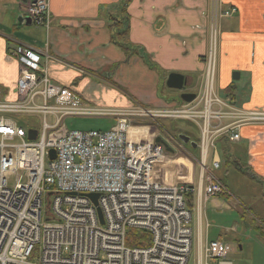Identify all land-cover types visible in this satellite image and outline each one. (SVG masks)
<instances>
[{
    "label": "built area",
    "instance_id": "2783aa9c",
    "mask_svg": "<svg viewBox=\"0 0 264 264\" xmlns=\"http://www.w3.org/2000/svg\"><path fill=\"white\" fill-rule=\"evenodd\" d=\"M212 0L202 93L170 108H108L82 102L71 87L53 83L41 55L17 45V99L0 100V264H187L191 251V212L186 195L200 199L227 194L207 170L206 160L218 138L238 140L239 127L264 123V108H238L216 92L219 21L235 11ZM23 15L47 25L46 0H26ZM39 114V127L18 125L10 115ZM109 117L107 130H69L70 117ZM136 117L187 118L199 129L200 178L160 179L156 168L167 154L154 134H141ZM29 130L35 138L29 139ZM141 134V136H140ZM55 155L50 158L49 150ZM211 167H218L212 157ZM87 193H97L96 207ZM134 231L146 232L144 245H129ZM230 246L206 243L204 263L232 264ZM33 257L36 261L31 260Z\"/></svg>",
    "mask_w": 264,
    "mask_h": 264
},
{
    "label": "crops",
    "instance_id": "0c3cea01",
    "mask_svg": "<svg viewBox=\"0 0 264 264\" xmlns=\"http://www.w3.org/2000/svg\"><path fill=\"white\" fill-rule=\"evenodd\" d=\"M25 1H18L19 29L14 28L20 31L21 37L14 39L6 26L0 30V100L17 99L19 62L12 55L17 45L38 52L51 81L71 87L83 103L91 106L170 108L186 102L180 96L182 93L196 94L200 89L212 0H127L125 13L120 11V0H46L47 25L19 21ZM220 2L223 10L234 7L235 11L219 21L218 92L235 107L264 108V0ZM113 17L123 21L117 31H125L126 36L121 39V35L120 41L126 40L127 51L117 42L115 30L110 28ZM125 23L127 26L123 29ZM11 41L15 43L13 46ZM170 72L184 76L182 89L166 85ZM242 76L243 83L238 87L234 81L241 80ZM103 118L109 120V129L113 120ZM175 119L136 117L132 125L141 126V134L160 136L172 148L170 152L163 147L167 158L155 172L161 180L171 183L186 180L201 188L207 181L200 178L198 144L193 147L178 138V134L187 133L178 128ZM164 121H173L169 128L180 131L179 143L165 139V127L161 126ZM238 131V140L218 138L206 160L207 166L209 157L210 163L212 157L218 159V167L212 168L210 164L211 169L209 171L207 166V170L225 185L228 193L205 200L200 199L197 192L186 195L191 216L192 212L196 213L195 231L189 226L191 240L195 234V264L204 263L203 250L207 242L219 240L228 244L220 233L211 236V227L215 224L206 217L205 201H215L217 205L218 197L226 199L232 218L241 220L249 215L251 229L264 239V226L256 224L254 218H264V123L243 124ZM243 181L251 183L253 190L249 195ZM229 190L238 195L239 204ZM232 226L231 231L239 229L236 223ZM232 226H226L225 230ZM227 234L224 232V236ZM238 248L241 249L240 244ZM211 260L209 264H216Z\"/></svg>",
    "mask_w": 264,
    "mask_h": 264
},
{
    "label": "rangeland",
    "instance_id": "374dc122",
    "mask_svg": "<svg viewBox=\"0 0 264 264\" xmlns=\"http://www.w3.org/2000/svg\"><path fill=\"white\" fill-rule=\"evenodd\" d=\"M18 1L20 0H0V30L1 28L4 29L6 26V30L13 35V38L16 39L18 37H21L19 35L20 31L17 30L18 27V20H17V7H18ZM32 26V25H31ZM17 28V29H14ZM219 37V33H218ZM11 46L15 44L13 41L10 42ZM217 61V59H216ZM0 78H1V68H0ZM238 87L241 86L243 83V76L241 80L236 79L234 81ZM202 85V79L200 84V89L198 90V94L202 93L201 89ZM217 89V87H216ZM219 96H221L218 92V89L216 92ZM10 117L16 121V123L20 126H22L24 129H27L28 125H32L35 127H39L41 123V116L39 114H26V115H10ZM164 120H166L169 117H162ZM173 119V118H172ZM176 125L180 130L187 133L192 140H196L199 137V129L196 126L195 123L191 122L187 118H177L175 119ZM171 122L173 121H164L161 126L164 128V133L167 135V138H165L167 141H171L173 143H179L177 142V134L180 133L178 130H172L169 128L171 125ZM65 126L69 130H80V131H86V130H99V129H107L109 127V120L104 119L103 117H96V116H90V117H70L65 121ZM166 124L168 128L164 125ZM151 130V129H150ZM152 131V130H151ZM162 134V136H164ZM181 148V146H180ZM197 156H199L198 152L194 151ZM208 168L210 167V157L207 161ZM211 168H209L210 171ZM222 170V169H221ZM216 170H212V172H215ZM229 174L226 173V175ZM243 186H245L248 190V195L250 191L252 192V186L250 182H244ZM232 195L233 199L236 203H240V200L238 198L237 194H233L231 190H229ZM238 201H237V200ZM217 205H215V201L209 200L207 203L206 201L203 203V209L207 213V219L210 223H214L215 226L211 227L212 235H216L220 233L221 239L225 242H227L230 246V251L228 253V257L231 260L232 264H247V263H254L259 264V262L264 264V239L260 238L259 235L256 233L255 229L252 230L250 227V224L252 223L250 216L248 215L244 219L234 220L232 218V213L229 209L228 202L226 199L222 197H218L217 199ZM222 206L221 212L218 211L219 207ZM192 219L189 220L188 224L189 226L195 231V219H196V213L192 212ZM256 224H262L264 226V218H257ZM236 223L239 227L238 230L234 228V231H231L233 228V224ZM205 224V221H204ZM226 226H232L230 230H225ZM222 227V228H221ZM224 232L228 233L226 236H224ZM240 239L239 242L237 240ZM195 234L192 239V248L190 251V254L188 256L187 264H195ZM238 244L241 245V249L238 248ZM31 260L36 261V258L33 257ZM209 262H212V260H209Z\"/></svg>",
    "mask_w": 264,
    "mask_h": 264
},
{
    "label": "water",
    "instance_id": "95a60500",
    "mask_svg": "<svg viewBox=\"0 0 264 264\" xmlns=\"http://www.w3.org/2000/svg\"><path fill=\"white\" fill-rule=\"evenodd\" d=\"M21 20H24L27 24L31 23L30 18L27 16L26 17H20L19 21L21 22ZM126 26H127V24L125 23L123 29ZM236 77H238V76H236ZM184 84H185V78L180 73L170 72L166 78V85L170 88L182 89ZM180 96L183 100L190 101L191 99H193L195 94L194 93H182ZM28 133H29L28 134L29 139L35 138V133H36L35 130H29ZM178 138L184 143H190L193 147L197 146V143L193 140H190V137L187 134L180 133V134H178ZM155 142L160 143L166 150H168L170 152L172 151V148L169 147L167 142L164 139H162L160 136H157L155 138ZM49 154H50L49 155L50 158H53L55 155L54 149H50ZM86 196L89 197L90 200L92 201V203L95 205L97 215H98L100 221H102V214H101L99 207L97 206L98 194L97 193H87Z\"/></svg>",
    "mask_w": 264,
    "mask_h": 264
},
{
    "label": "trees",
    "instance_id": "16d2710c",
    "mask_svg": "<svg viewBox=\"0 0 264 264\" xmlns=\"http://www.w3.org/2000/svg\"><path fill=\"white\" fill-rule=\"evenodd\" d=\"M120 2H121V9H120V11L123 12V13H125V5L127 4V0H120ZM110 21H111L110 28H112L113 30H115V32L113 34L118 35L117 36V39H116L117 42H119L120 45H122L123 48L127 51V47H126L127 46V44H126L127 42H126V40L123 41V42L120 41V36L122 35L121 39H123V38H125L126 33H125V31H117V30H119L121 28L123 21L122 20L117 21V19H115V17L110 18ZM113 39H115V38L113 37ZM147 239H148V235H147L146 232L134 231V233L132 234V239L129 240V241H127V243L129 245H144V244H146L145 242L147 241Z\"/></svg>",
    "mask_w": 264,
    "mask_h": 264
}]
</instances>
